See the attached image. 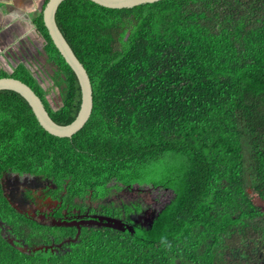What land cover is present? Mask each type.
<instances>
[{"label":"trees","instance_id":"obj_1","mask_svg":"<svg viewBox=\"0 0 264 264\" xmlns=\"http://www.w3.org/2000/svg\"><path fill=\"white\" fill-rule=\"evenodd\" d=\"M55 22L89 77L90 118L71 137H54L19 94L0 91V184L10 173L47 180L67 192L70 210L134 185L172 197L148 226L132 219L138 203L98 205L99 218L124 217L132 231L86 220L51 229L24 222L0 187V228L28 248L0 238V264H264V0L121 10L64 0ZM35 26L65 83L60 105H47L24 64L0 78L25 83L67 125L80 87L42 14Z\"/></svg>","mask_w":264,"mask_h":264},{"label":"water","instance_id":"obj_2","mask_svg":"<svg viewBox=\"0 0 264 264\" xmlns=\"http://www.w3.org/2000/svg\"><path fill=\"white\" fill-rule=\"evenodd\" d=\"M64 0H48L42 11V19L44 27L47 31V34L52 41L54 47L57 49L60 56L63 58L68 67L75 74L79 87H80V108L76 118L67 125L56 124L48 115L47 111L44 108V105L40 98L35 94V92L27 86L25 83L18 79L11 77H2L0 78V91L8 90L13 91L19 94L30 106L38 124L40 127L47 132L48 134L58 137V138H69L86 124L89 120L92 107V88L89 77L86 70L79 62V60L74 55L70 46L62 36L57 24L55 22V15L58 7ZM98 6L113 9H131L144 4H152L162 0H89ZM91 221L95 222L98 225L101 223L104 226H109L117 230L124 231L128 229L132 231V228L129 226H124L120 220L116 219H101L99 217L91 218ZM102 221H105L104 223Z\"/></svg>","mask_w":264,"mask_h":264},{"label":"flooded vegetation","instance_id":"obj_3","mask_svg":"<svg viewBox=\"0 0 264 264\" xmlns=\"http://www.w3.org/2000/svg\"><path fill=\"white\" fill-rule=\"evenodd\" d=\"M0 187L5 200L15 212L22 216L24 222L31 221L35 225L45 226L51 229L60 226L66 228L70 223L78 224L85 220L92 223L90 219L93 216H102L99 215V211L96 208L85 204L86 202L94 203L87 200L82 202L74 200L75 203H78L77 206H79L76 209L70 210L71 205L66 191L59 190L55 192L58 185L29 174H6ZM59 187H68V185H61ZM132 187L138 186L134 185ZM92 210L95 213L91 212ZM120 219L122 222L128 223L124 217H120ZM63 234L65 235L61 242L67 243L69 239L68 232ZM0 238L11 246L16 247L21 245V240L17 239L16 235L12 234L10 229L5 230L4 228H0ZM60 245L61 243H56L51 240V247L53 249L59 250ZM17 248L19 250L22 248L28 249L27 245Z\"/></svg>","mask_w":264,"mask_h":264},{"label":"rangeland","instance_id":"obj_4","mask_svg":"<svg viewBox=\"0 0 264 264\" xmlns=\"http://www.w3.org/2000/svg\"><path fill=\"white\" fill-rule=\"evenodd\" d=\"M20 44L22 49H24L20 51L21 53L17 54L15 51H9L7 49L3 52L7 56V59L0 58V75H3L2 72L11 75L19 63L24 64L45 92L47 105L52 109L58 107L64 94L65 83L55 77L54 69L46 62L42 39L37 33H32L28 38L22 39ZM20 180L22 181V179ZM171 197L172 193L170 191L151 189L148 187H133L130 190H111L108 198L98 204L95 202L84 203L96 209L101 203L105 205L111 203L115 207H119L122 204L138 203L141 206L142 213L134 216L132 219L142 224V226H148L155 212L163 204L167 203ZM91 212L94 211L92 210Z\"/></svg>","mask_w":264,"mask_h":264},{"label":"crops","instance_id":"obj_5","mask_svg":"<svg viewBox=\"0 0 264 264\" xmlns=\"http://www.w3.org/2000/svg\"><path fill=\"white\" fill-rule=\"evenodd\" d=\"M44 3L45 0H0V58L7 59L3 53L6 49L17 54L24 50L21 40L37 33L35 21L42 14Z\"/></svg>","mask_w":264,"mask_h":264}]
</instances>
